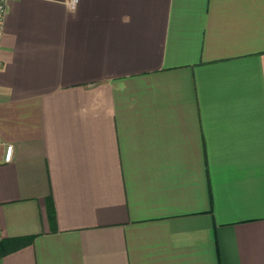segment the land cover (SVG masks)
I'll return each mask as SVG.
<instances>
[{"label": "crops", "instance_id": "crops-1", "mask_svg": "<svg viewBox=\"0 0 264 264\" xmlns=\"http://www.w3.org/2000/svg\"><path fill=\"white\" fill-rule=\"evenodd\" d=\"M69 1L6 0L0 264H264V0Z\"/></svg>", "mask_w": 264, "mask_h": 264}, {"label": "built area", "instance_id": "built-area-1", "mask_svg": "<svg viewBox=\"0 0 264 264\" xmlns=\"http://www.w3.org/2000/svg\"><path fill=\"white\" fill-rule=\"evenodd\" d=\"M78 0H70L71 6H74ZM7 12L6 0H0V33L3 31L4 19ZM13 154V145H8L5 154V160L10 161Z\"/></svg>", "mask_w": 264, "mask_h": 264}, {"label": "trees", "instance_id": "trees-1", "mask_svg": "<svg viewBox=\"0 0 264 264\" xmlns=\"http://www.w3.org/2000/svg\"><path fill=\"white\" fill-rule=\"evenodd\" d=\"M52 213H53V210L51 209V215H53Z\"/></svg>", "mask_w": 264, "mask_h": 264}]
</instances>
